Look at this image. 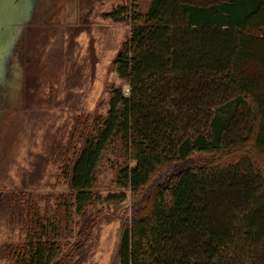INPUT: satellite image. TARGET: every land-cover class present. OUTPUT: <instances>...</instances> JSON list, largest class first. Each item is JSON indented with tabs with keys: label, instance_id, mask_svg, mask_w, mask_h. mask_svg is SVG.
Listing matches in <instances>:
<instances>
[{
	"label": "trees",
	"instance_id": "obj_1",
	"mask_svg": "<svg viewBox=\"0 0 264 264\" xmlns=\"http://www.w3.org/2000/svg\"><path fill=\"white\" fill-rule=\"evenodd\" d=\"M123 11L130 33L113 68L128 94L108 86L107 114L91 127L79 118L58 222L28 195L34 229L7 256L85 263L112 153L131 208L111 264H264V0H151L146 12L130 0Z\"/></svg>",
	"mask_w": 264,
	"mask_h": 264
},
{
	"label": "rangeland",
	"instance_id": "obj_2",
	"mask_svg": "<svg viewBox=\"0 0 264 264\" xmlns=\"http://www.w3.org/2000/svg\"><path fill=\"white\" fill-rule=\"evenodd\" d=\"M138 1L146 12L151 0ZM129 2L37 0L12 29L11 49L0 64V264H14L7 248L28 233V195L48 223L57 221L61 196L70 192L64 162L81 146L74 135L79 118L89 117L91 127L107 114L108 86L128 94L113 62L130 23L113 14ZM114 161L110 153L101 168L97 225L83 264H111L122 221L130 217L129 193L124 197L114 183Z\"/></svg>",
	"mask_w": 264,
	"mask_h": 264
},
{
	"label": "water",
	"instance_id": "obj_3",
	"mask_svg": "<svg viewBox=\"0 0 264 264\" xmlns=\"http://www.w3.org/2000/svg\"><path fill=\"white\" fill-rule=\"evenodd\" d=\"M37 0H0V64L4 61L13 41V27L23 24V8L31 12ZM4 63V62H3Z\"/></svg>",
	"mask_w": 264,
	"mask_h": 264
},
{
	"label": "flooded vegetation",
	"instance_id": "obj_4",
	"mask_svg": "<svg viewBox=\"0 0 264 264\" xmlns=\"http://www.w3.org/2000/svg\"><path fill=\"white\" fill-rule=\"evenodd\" d=\"M129 5H130V2L129 3H127V4H124L123 6H120L118 9H116L115 10V13H116V15H114L115 16V18L116 19H122V20H128L129 21V19L127 18V12H122V13H120V9L121 8H125V7H129ZM120 13V14H119ZM79 149V148H78ZM77 149V150H78ZM77 152V151H76ZM75 152V153H76ZM74 158H75V156H74ZM67 159V158H66ZM74 159H72L71 161H69V159H68V162H67V164H70V162H72ZM67 164H65V162H64V166H65V173L64 174H66L67 172L70 174V170H69V168H67ZM67 169V170H66ZM68 174V175H69ZM66 178H67V176H66ZM27 199H28V196L26 197V203H27ZM35 200V199H34ZM36 202V201H35ZM37 204V203H36ZM37 206L40 208V206L37 204ZM27 207H28V205H27ZM40 211H41V209H40ZM41 213H42V211H41ZM42 215H44V213H42ZM57 217H59V212L57 213V215H56V219H58ZM27 220H28V231H30V229H31V231L34 229L32 226H31V221H29V217H28V213H27ZM58 222V220L56 221V222H50V223H48V219H47V221H46V225H54V224H56ZM35 231H37V229H35ZM25 237H26V235H25ZM25 240V239H24Z\"/></svg>",
	"mask_w": 264,
	"mask_h": 264
}]
</instances>
